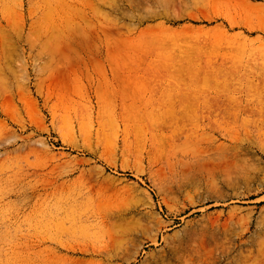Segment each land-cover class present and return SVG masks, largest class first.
I'll return each instance as SVG.
<instances>
[{"label": "rangeland", "instance_id": "374dc122", "mask_svg": "<svg viewBox=\"0 0 264 264\" xmlns=\"http://www.w3.org/2000/svg\"><path fill=\"white\" fill-rule=\"evenodd\" d=\"M155 262L264 264V0H0V264Z\"/></svg>", "mask_w": 264, "mask_h": 264}, {"label": "bare ground", "instance_id": "6f19581e", "mask_svg": "<svg viewBox=\"0 0 264 264\" xmlns=\"http://www.w3.org/2000/svg\"><path fill=\"white\" fill-rule=\"evenodd\" d=\"M149 240H151V239H149ZM154 241V240H153ZM125 249V248H124ZM134 253V252H133ZM129 255V254H128ZM135 255V254H134ZM156 261V260H155ZM161 261V260H160ZM129 262V261H128ZM157 262V261H156ZM156 262H155V264H156ZM161 263V262H160Z\"/></svg>", "mask_w": 264, "mask_h": 264}]
</instances>
